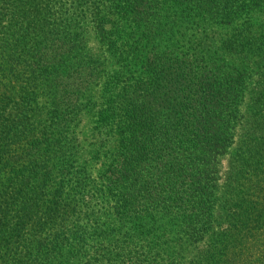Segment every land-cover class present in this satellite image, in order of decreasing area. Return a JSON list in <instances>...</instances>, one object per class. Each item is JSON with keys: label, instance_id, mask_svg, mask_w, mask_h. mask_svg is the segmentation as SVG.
I'll list each match as a JSON object with an SVG mask.
<instances>
[{"label": "trees", "instance_id": "trees-1", "mask_svg": "<svg viewBox=\"0 0 264 264\" xmlns=\"http://www.w3.org/2000/svg\"><path fill=\"white\" fill-rule=\"evenodd\" d=\"M78 2L0 0V264H264V0Z\"/></svg>", "mask_w": 264, "mask_h": 264}, {"label": "rangeland", "instance_id": "rangeland-1", "mask_svg": "<svg viewBox=\"0 0 264 264\" xmlns=\"http://www.w3.org/2000/svg\"><path fill=\"white\" fill-rule=\"evenodd\" d=\"M51 3L49 5V9L50 10H68V13L71 15H74L76 13L75 10H79L78 6H79V2L78 0H50ZM44 2V1H43ZM82 4V3H80ZM58 53H55L54 51H49L47 52L45 58L48 59H52L55 58V56H57ZM69 78L66 81V83H64L65 87H67L68 90H75L78 86L81 85L82 80H79V78ZM65 87L63 90H65ZM63 90H61L60 92H62ZM92 113H88L87 115H85L84 118V124L83 126H85L84 128H87L88 126H90V117H91Z\"/></svg>", "mask_w": 264, "mask_h": 264}]
</instances>
